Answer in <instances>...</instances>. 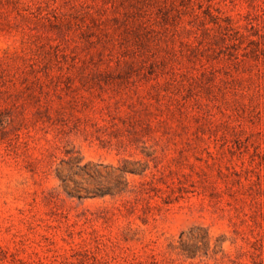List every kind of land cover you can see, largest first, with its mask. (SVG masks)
I'll return each mask as SVG.
<instances>
[{
	"label": "rangeland",
	"instance_id": "rangeland-1",
	"mask_svg": "<svg viewBox=\"0 0 264 264\" xmlns=\"http://www.w3.org/2000/svg\"><path fill=\"white\" fill-rule=\"evenodd\" d=\"M0 264H264V0H0Z\"/></svg>",
	"mask_w": 264,
	"mask_h": 264
}]
</instances>
